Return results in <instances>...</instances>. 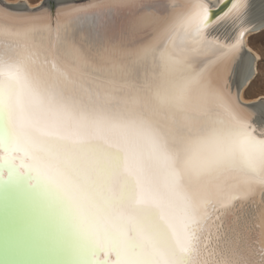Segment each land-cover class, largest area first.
Listing matches in <instances>:
<instances>
[{"label":"snow or ice","instance_id":"obj_1","mask_svg":"<svg viewBox=\"0 0 264 264\" xmlns=\"http://www.w3.org/2000/svg\"><path fill=\"white\" fill-rule=\"evenodd\" d=\"M248 8L0 5V264H264V60L213 34Z\"/></svg>","mask_w":264,"mask_h":264},{"label":"bare ground","instance_id":"obj_2","mask_svg":"<svg viewBox=\"0 0 264 264\" xmlns=\"http://www.w3.org/2000/svg\"><path fill=\"white\" fill-rule=\"evenodd\" d=\"M221 1L222 0H203V2L209 4L211 8L219 5ZM66 2L86 3L87 0H66ZM248 2H249V8L245 16L242 18L243 24H241L240 21H234L231 18L225 19L213 26L215 28L213 34L216 35L221 40L230 41L235 38L241 26L247 27L249 31L245 35V43L241 50L240 62L245 63L248 61L250 57H255L258 66L259 60L261 59V54L251 44L250 38H251V34L259 32L264 29V0H248ZM37 3H39V0L36 2H31L30 0H0V5H5V6L15 5V4L34 6ZM13 10H18V9H13ZM210 31H212V29H210ZM246 90L247 89L244 88L239 89L242 102L248 105H256V107L253 110L259 111V98L261 96H264V93L258 94L255 97L248 98L246 96Z\"/></svg>","mask_w":264,"mask_h":264},{"label":"rangeland","instance_id":"obj_3","mask_svg":"<svg viewBox=\"0 0 264 264\" xmlns=\"http://www.w3.org/2000/svg\"><path fill=\"white\" fill-rule=\"evenodd\" d=\"M30 1H31V2H36V1H38V0H30ZM261 31H264V29L261 30ZM261 31L251 34V38H250V42H251V44H252V45H253V46H254V47L260 52V54H261V59L259 60L258 66H259L260 62H261L262 60H264V54H262V52H261V47H260V43H259V36H260V32H261ZM261 93H264V92H261V91L259 90V87H258L257 85H254L250 91H249L248 89L246 90V96H247L248 98L255 97V96H257L258 94H261Z\"/></svg>","mask_w":264,"mask_h":264},{"label":"water","instance_id":"obj_4","mask_svg":"<svg viewBox=\"0 0 264 264\" xmlns=\"http://www.w3.org/2000/svg\"><path fill=\"white\" fill-rule=\"evenodd\" d=\"M232 2L233 0H222L219 5H217L216 7H212V9L217 16H221L224 12L228 10V7L231 6Z\"/></svg>","mask_w":264,"mask_h":264}]
</instances>
